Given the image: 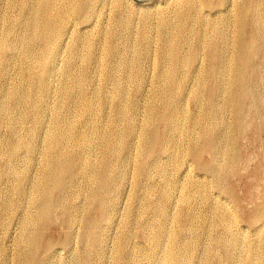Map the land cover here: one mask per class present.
<instances>
[{"label": "rangeland", "instance_id": "rangeland-1", "mask_svg": "<svg viewBox=\"0 0 264 264\" xmlns=\"http://www.w3.org/2000/svg\"><path fill=\"white\" fill-rule=\"evenodd\" d=\"M7 1L1 0V4L4 5L3 8L6 12L9 13V15L12 13V16L18 15L19 8L12 9V7H8L5 4ZM37 1L38 0H25L27 4L29 3L28 5L25 3V7L27 6V9H32L31 11L40 15L42 12L40 10V6H36ZM221 1L222 0H215L217 5H220ZM232 1L234 0H231L230 2ZM262 1L261 3H263V5L260 7L262 11H264V0ZM167 2L165 0H95V4L90 6V8L94 10L92 11L93 13H89L83 21L80 16L79 18L78 15L73 14L70 19L72 20L73 25L76 23L74 31L78 30L75 32V36L73 35L74 32L66 36L62 52L57 58V71L51 73L50 84L52 83L51 86H53V89L51 90L52 96H50L49 100L46 99L47 101L45 102V100H41L42 95L39 94V101L37 105L32 104L31 101L35 98V96H37L36 91L38 89L35 86L36 84H28V81H25L24 74L22 72L26 69L25 65H28V63L23 61L20 52H15L14 54V52L7 49H5V51L3 48H0V94H5L6 90L7 92H10L11 88L13 90L14 86H23L24 90H28L25 91L29 94L28 97L30 98L29 102L23 105H14L15 101L9 98L6 100L8 104H0V121H4L0 122V149H5L8 140L23 138L27 143L31 141L29 143L30 147L25 146L17 151V154H20L19 158L16 154V156L12 159L13 166L16 167L18 174H14L8 169L9 167L7 162L9 161V158L7 155L4 156L0 153V156H2L0 157V264H35L31 262L29 256L26 255L28 251V244H26L28 241L26 238L31 229H26L23 223L25 216L38 214L42 208L38 207L36 203L30 200V185L31 182L36 180L42 173L43 160L47 152L46 141L44 140H46L49 131L54 130L56 125L64 130L73 123L75 124L73 125L77 132H86L85 135L88 141V147L84 149V147H81L76 138H69L66 141L68 151L71 157H73L77 151H82V153H84L83 155H85L86 158L88 157V164L85 166L86 169L84 168L85 175L82 174V178L79 177L80 180H78V186H76L78 187V190L80 189V194L74 198V188L71 187L68 191L69 194L64 196V202L66 201L68 206H77L75 209L78 211L77 213L80 219L88 218L91 220L100 219V210L98 205L99 199L103 196L106 197V200L111 198L114 201L115 206H113V209L112 207L108 210L103 209L104 216H102L99 235L93 231L85 229L84 227L80 228L79 225H76L75 228L77 227L76 229L79 230L76 232L75 228H73L74 236H72L73 234L68 228L67 223L68 215L64 213L62 208L57 206V204H59L61 194L58 189L53 190L51 193V201L58 207V210L55 211L54 222L48 224L44 228L42 234V242L45 243L46 241H50L52 246L50 249L41 247L38 250V255L42 259V261L39 262L40 264H86L83 262L85 257H91L94 259L90 264H117V260L121 262V264H163L164 259L169 256L170 250L175 248L177 245L180 247L182 246L189 251L190 257L188 259V264H218L220 262L232 264L233 261H235V264H248L250 259L255 260L257 264H264V212L262 213V211H264V208H262L264 207V128L260 126L257 119L253 121L252 115L246 113V116L241 117L236 114L235 103L231 100L229 90L226 91V96L224 91L222 92L223 95L221 94L222 96L220 95L219 97L213 98L214 102H211L210 93L221 86V81L218 80L217 75L207 69V55L209 48L208 41L214 38L213 33L208 26L206 28H202V25L195 24L194 26H191L190 23H188V31L186 32L184 41L187 40L192 46H194L193 49L197 50L198 56L195 61H191L190 64L183 66L185 68H183L182 65L177 66L175 74L176 78L181 82L183 81L182 84L180 82L179 91L181 96L178 99L180 102L177 104L178 112H175L172 108L173 100L164 101L159 97L160 93L171 90V87L166 84L165 78H167V76L165 74L168 70H170L172 64L168 58L161 61L160 57L164 43L160 40L161 28L158 25V18L164 11V7H167ZM155 3H158V8L155 7ZM199 3L203 5L201 0H199ZM170 7H172V5ZM24 17L25 16H23V18ZM23 18V24H17L20 28L17 27V25L14 28V35H19V33L21 35L25 33L23 30L25 29L26 19ZM118 20L120 23L122 22L121 20H124L125 22L121 28L118 26ZM231 22L233 24L236 23V16ZM2 26L5 27L4 25ZM2 28H0V34L2 32ZM175 29L178 34L177 26H175ZM110 31L121 32L118 33L119 35L117 34V36L112 40V37L109 36ZM147 31L150 32L148 33ZM200 31L204 33L205 40L203 42H200L198 39ZM228 33L231 34V43L228 50L233 51L235 46L232 44H234L233 42L235 40L236 33L233 25L228 28ZM89 34L92 35L89 36ZM88 37H91L92 42H94L92 45V51L94 52L96 58L91 60L90 63L84 58L89 52L84 44V40ZM175 40L176 43H174V46L179 42L178 39L175 38ZM263 41L264 40L261 42ZM34 45L35 50L39 48L37 51L41 53V42L38 41L37 44L35 42ZM100 46L102 48H100ZM108 48L110 51H108ZM181 53L185 54L186 51H182ZM5 60H8V64ZM5 64L6 66H4ZM251 67H255V71L253 72L250 70L248 72V78L251 82L252 89L255 93L257 92L256 94L259 98L256 103V108L263 109L264 55L257 54L255 60L252 61ZM38 69L39 70L36 69L35 71H38L37 73H41V68L39 67ZM82 70H85L88 73L87 80H85ZM226 71H228V68L223 72ZM231 72L232 71L230 70L229 72H226V77H231L228 74H231ZM70 73H72V75ZM76 79L77 82H81L83 84L82 88L84 89L85 94L94 98L93 103H95L94 107H96L94 110L95 114L88 111H85L84 113L78 112L84 104H86L84 103L85 99H83L86 95L78 91L75 93V100L69 103L70 105L60 103L61 87L64 88L73 83H77ZM65 82L67 83L65 84ZM162 85H164L165 88ZM114 87H117L118 89ZM53 90L55 91V94ZM117 90H123L124 93H126L125 98L120 99L117 97ZM194 94H198L199 98L194 99ZM200 95L202 96L200 97ZM56 100L58 101L56 102ZM46 105H48V107ZM68 107L70 109H68ZM153 108L160 109V111L165 109L163 115H167L166 122L163 118L157 117L153 114ZM124 109L126 110L127 117L132 120L134 126L136 127V131L130 136L125 135L126 121L122 114H120V112H123ZM29 110H33V116H30V120L29 117L27 118L23 116V114H26V111ZM43 112H47V114ZM54 113L57 115L59 114V122H56L54 119ZM137 114L139 116H137ZM200 114L205 115L200 116ZM9 116H11V119ZM175 119H178L179 121L181 120L180 123L183 127L179 130L174 127L172 128L169 125ZM38 122H40V124H38ZM148 122L149 124H147ZM121 123L122 125H120ZM49 125L52 127H49ZM207 125L213 127V129L222 138L225 146L228 148V157L232 158V161L234 159L236 163L221 182L217 180V177L206 170V165L211 160V156L209 154H204L199 162H195L189 152L191 145L194 143L193 136L196 132L201 131ZM239 126H241L240 129ZM145 128L149 136L153 132L157 135V141L152 149L148 147L146 142H149V140L144 132L141 131ZM47 129L49 131H47ZM106 130H109L110 136L107 138H110V140L116 144L118 150L112 155L116 158L113 173L115 187L113 189L103 191L99 188L97 183L95 184L92 180H90L88 175L90 173L93 174L95 171L96 174L100 173V171H98L102 168L100 161L106 155V151L103 147V134ZM119 135L120 137H118ZM234 136L236 138L235 140H233ZM184 157L186 158L184 159ZM172 158L174 159L172 160ZM126 160L127 163L129 162L128 164L126 163ZM21 161H23V163H21ZM143 164L148 166L147 172H150V177L140 174L139 167ZM219 164L221 165L222 161H219ZM26 165H29V167ZM34 165L35 167H33ZM6 171L8 173H6ZM25 176L28 177L24 180L23 177ZM163 187H167L171 194L169 203L166 202L164 197H162L161 192ZM182 188H184L183 191H181ZM93 189L100 191V196H98V198L94 201L90 200V195ZM188 193L192 195V202H190L189 207L192 209L193 215L186 214V210L189 207L182 201V198H184V196ZM4 203L10 204H8L7 208H4L2 206ZM165 203L167 215H159V212L164 208ZM208 206H211L212 208L210 207L209 209ZM6 210L8 211L5 212ZM258 210L261 212V215H256L258 214ZM222 211L227 215H221ZM1 215L6 218L4 217L3 220ZM197 215L199 217H197ZM56 216L59 219H57ZM234 216L236 220L233 218ZM164 219L167 221L165 224V227L168 230L167 234L160 232L161 225L163 224L162 221H164ZM227 220H231L232 223L224 222ZM260 229L261 231H259ZM259 232L260 235L257 236ZM69 233H71V244H66V235ZM83 233H86L87 237L95 236L101 238V245L94 247L89 242L85 241L84 243V241L81 240V235ZM171 233L177 234L176 242L171 241ZM154 238H161V242L159 244L154 242ZM234 239L238 240L237 243L234 244L235 246L230 243ZM256 239L258 240L256 241ZM119 240H121L122 246L124 247L123 251H117L116 249V243ZM254 255L256 258H254ZM26 256L28 257V263L25 259ZM229 257L230 260L232 259L231 262L228 260ZM3 260L6 261L4 262Z\"/></svg>", "mask_w": 264, "mask_h": 264}, {"label": "bare ground", "instance_id": "bare-ground-1", "mask_svg": "<svg viewBox=\"0 0 264 264\" xmlns=\"http://www.w3.org/2000/svg\"><path fill=\"white\" fill-rule=\"evenodd\" d=\"M7 1V0H6ZM8 0L7 3H5L8 7L13 8H19V14L16 16L9 15V13L6 12V10L3 8L4 5L1 4L0 0V28H2L4 25L5 27L2 28V32L0 34V48L7 49L11 52H17L21 54V57L23 61L28 63L26 66V69L23 70L25 81H28V84H36V88L38 89L36 91V95L34 99L31 97L32 104L37 105L38 104V95H42V101L46 99L49 100L51 95V90L53 89L52 83L50 84V77L51 73L54 71H57V58L60 56V53L62 52L63 44L65 43V38L67 35L75 34V24L73 25L72 20L70 19L71 16L74 14L80 16L83 19H86L89 13L94 11L90 8L91 5L95 4V0H38L36 6H40V10L42 14H38L34 11H31L32 9H27L25 7V0ZM33 1V0H32ZM103 1V0H102ZM162 1V0H161ZM167 2V7H164V11L159 16V22L158 25L161 28V39L163 44L162 51H161V61L165 58H168L172 64V67L168 72L165 74L167 76L166 84L171 87V90L164 91L163 93L159 94V97L162 98L164 101H171L173 100L172 108L175 112H178V106L177 104L180 102L178 99L181 96L180 94V82L179 79L176 78V70L177 66L182 65H188L191 63V61H195L198 52L197 50L193 49L194 46L190 44L189 41L185 40L186 32L188 23H190L191 26H194L195 24L202 25V28H206L207 26L210 28V30L213 33L214 38L210 39L208 41V65L207 69L211 70L213 74L218 76V80L221 81V86L218 87L216 90H213L211 94V102L213 103V98L219 97L222 92L229 90L231 100L235 103V112L236 114L242 116H246V113L252 115L253 121L257 119L259 121L260 126L264 128V108L258 109L256 108V103L258 102V95L254 92L251 86V82L248 78V72L252 70L255 71V67H251L252 61L255 60L257 54H263L264 55V11L261 9V3L262 0H234L230 2L231 0H222L220 5H217L215 0H201V5L199 3V0H165ZM106 2V1H105ZM157 2V1H156ZM263 2V1H262ZM4 3V2H2ZM36 3V1H35ZM97 3V2H96ZM162 3V2H161ZM27 4V3H26ZM29 4V3H28ZM27 4V5H28ZM103 4V2H102ZM117 4V3H116ZM106 5V4H104ZM155 7H157L158 3H155ZM172 5V7H170ZM161 6V5H160ZM261 6V7H260ZM6 7V6H5ZM158 8V7H157ZM264 8V7H263ZM125 9V8H124ZM169 9V10H167ZM16 10V9H15ZM264 10V9H263ZM11 11V10H10ZM161 11V10H160ZM93 13V12H92ZM151 13V12H150ZM91 15V14H90ZM23 16L26 19L25 24V31L24 34L19 33V35H14L15 31L14 28L17 24L21 23L23 24L24 20H22ZM94 16V15H93ZM236 16V23L233 24L231 21ZM79 17V18H80ZM149 17V16H148ZM23 18V19H24ZM76 18V17H75ZM93 19V18H91ZM150 19V17H149ZM79 20V19H78ZM81 20V19H80ZM23 21V22H22ZM90 21V20H89ZM120 23L118 20V26L121 28L123 25L124 20H121ZM149 21V20H148ZM87 22V21H86ZM85 22V23H86ZM84 23V22H83ZM148 23V22H147ZM150 23V22H149ZM19 24V25H21ZM79 24V23H77ZM17 25V27H19ZM82 25V24H81ZM95 25V24H94ZM129 25V24H128ZM235 28V40L234 45L235 49L233 51L228 50L229 45L231 43V34L228 33V28L232 26ZM132 26V25H131ZM175 26H177L178 34L176 33ZM22 27V26H21ZM24 27V26H23ZM79 27V26H78ZM20 28V27H19ZM83 28V27H82ZM81 28V29H82ZM125 28V27H124ZM92 29V28H91ZM151 29V28H150ZM208 29V28H207ZM232 29V28H231ZM17 30V29H16ZM20 30V29H19ZM90 30V29H89ZM108 30V29H107ZM203 30V29H202ZM250 30V31H248ZM21 31V30H20ZM92 31V30H91ZM124 31V30H123ZM14 32V33H13ZM22 32V31H21ZM121 32V31H120ZM117 31H110L109 36L112 37L113 40L118 33ZM148 32V31H147ZM150 32V31H149ZM148 32V33H149ZM210 32V31H209ZM233 32V30H232ZM78 33V32H77ZM79 34V33H78ZM93 34V33H92ZM92 34H89L92 35ZM88 35V34H87ZM119 35V34H118ZM152 35V34H151ZM75 36V35H74ZM77 36V35H76ZM122 36V35H121ZM149 36V35H148ZM94 37V35H93ZM141 37V36H140ZM156 37V36H155ZM71 38V37H69ZM95 38V37H94ZM150 38V37H149ZM176 39L179 40V42L174 46V43H176ZM211 38V37H210ZM98 39V38H97ZM156 39V38H155ZM154 39V41H155ZM198 39L200 42H203L205 40L204 33L201 31L199 32ZM40 41L42 46V52H38L34 48V44L36 42ZM72 41V40H71ZM79 41V40H76ZM82 41V40H81ZM80 41V42H81ZM72 43V42H71ZM94 42H92V38L88 37L84 40V44L88 49V54L85 55V60L90 63L91 60L95 58V54L92 51V45ZM149 43V42H148ZM158 43V42H157ZM81 44V43H79ZM134 44V43H133ZM136 44V43H135ZM153 44V43H152ZM76 45V44H75ZM137 46V45H136ZM135 46V47H136ZM140 46V45H139ZM148 46V45H147ZM67 47V46H66ZM82 47V46H81ZM134 47V48H135ZM100 48H102L100 46ZM149 48V47H148ZM234 48V47H233ZM232 48V49H233ZM77 49V48H76ZM83 49V48H82ZM99 49V48H98ZM202 49V48H201ZM84 50V49H83ZM102 50V49H101ZM136 50V48H135ZM134 50V51H135ZM138 50V49H137ZM6 51V50H5ZM69 51V50H68ZM71 51V50H70ZM79 51V50H78ZM81 51V50H80ZM85 51V50H84ZM87 51V50H86ZM108 51L110 49L108 48ZM150 51V49H149ZM182 51H186L185 54L181 53ZM3 52V51H2ZM201 52V51H200ZM70 53V52H69ZM76 53V52H75ZM96 53V52H95ZM148 53V52H147ZM4 54V53H3ZM12 54V53H11ZM19 54V55H20ZM80 54V53H79ZM76 55V54H75ZM82 55V54H81ZM140 55V54H139ZM146 55V54H145ZM201 55V54H200ZM205 55V54H204ZM10 57V56H9ZM72 57V56H71ZM5 58V57H4ZM80 58V57H79ZM99 58V57H98ZM200 58V57H199ZM1 59V57H0ZM7 59V58H6ZM96 59V58H95ZM4 60V59H3ZM2 60V62H3ZM17 60V59H16ZM6 63L8 60H5ZM81 61V60H80ZM167 61V60H166ZM96 62V60H95ZM165 62V61H164ZM5 63V62H4ZM15 63V62H14ZM20 63V62H19ZM79 63V61H78ZM94 63V62H93ZM97 63V62H96ZM193 63V62H192ZM8 64V63H7ZM13 64V62H12ZM16 64V63H15ZM24 64V62H23ZM167 64V63H166ZM1 65V64H0ZM3 65V64H2ZM81 65V64H80ZM85 65V64H84ZM202 65V64H201ZM6 66V64L4 65ZM24 66V67H25ZM71 66V65H70ZM125 66V65H124ZM9 67V66H8ZM41 68V73H37L35 70H39L38 68ZM74 67V66H72ZM93 67V66H92ZM91 67V69H92ZM260 67V66H259ZM4 68V67H3ZM16 68V67H14ZM79 68V67H78ZM77 68V69H78ZM81 68V67H80ZM185 68V67H183ZM228 68V71L231 72L228 73L231 77H226L225 73L223 72L225 69ZM74 69V68H73ZM7 70V69H5ZM116 70V69H115ZM8 71V70H7ZM10 71V70H9ZM19 71V70H18ZM68 71V70H67ZM77 71V70H76ZM80 71V70H79ZM83 71V75L85 80L88 78V73L85 70ZM91 71V70H90ZM93 71V70H92ZM206 71V70H205ZM21 72V71H20ZM65 72V71H64ZM195 72V71H194ZM204 72V71H203ZM263 72V71H262ZM19 73V72H18ZM211 73V72H210ZM6 74V73H5ZM66 74V73H65ZM72 75V73H70ZM114 74V73H113ZM200 74V73H199ZM1 75V74H0ZM4 75V74H3ZM2 75V76H3ZM54 75V74H52ZM81 75V74H80ZM164 75V76H165ZM264 75V74H263ZM20 76V75H19ZM23 76V75H22ZM63 76V75H62ZM92 76V75H91ZM113 76V75H112ZM117 76V75H116ZM126 76V75H125ZM72 77V76H71ZM79 77V75H78ZM194 77V75H193ZM198 77V76H197ZM4 78V77H2ZM68 78V77H67ZM191 78V77H190ZM57 79V78H56ZM65 79V78H64ZM63 79V80H64ZM73 79V78H72ZM91 79V77H90ZM95 79V78H94ZM127 79V78H126ZM264 79V78H263ZM1 80V79H0ZM62 80V79H61ZM66 80V79H65ZM164 80V79H163ZM194 80V79H193ZM9 81V80H8ZM24 81V80H23ZM24 81V82H25ZM80 81V80H79ZM192 81V80H191ZM3 82V81H2ZM6 82V81H5ZM21 82V81H20ZM58 82V81H57ZM61 82V81H60ZM71 82V81H70ZM73 82V81H72ZM77 82V79H76ZM90 82V81H88ZM96 82V81H95ZM94 82V83H95ZM101 82V81H100ZM115 82V81H114ZM117 82V81H116ZM189 82V81H188ZM195 82V81H194ZM199 82V81H198ZM201 82V81H200ZM67 82H65L66 84ZM102 83V82H101ZM112 83V82H111ZM118 83V82H117ZM183 81L181 82V84ZM193 83V82H192ZM203 83V82H202ZM13 84V83H12ZM20 84V83H19ZM38 84V85H37ZM69 84V83H68ZM85 84V83H84ZM91 84V83H90ZM93 84V83H92ZM108 84V83H107ZM194 84V83H193ZM5 85V84H4ZM23 85V84H22ZM63 85V84H62ZM82 83L77 82L69 85L68 87H61L60 89V103L61 104H69L75 100V93L76 91L81 92L85 94L84 89L82 88ZM120 85V83H119ZM118 85V86H119ZM187 85V84H186ZM196 85V84H195ZM220 85V84H219ZM7 86V85H6ZM10 86V85H9ZM30 86V85H29ZM60 86V85H59ZM58 86V87H59ZM89 86V85H88ZM100 86V85H99ZM122 86V85H121ZM126 86V85H125ZM164 88L165 86L162 85ZM190 86V85H189ZM255 86V85H254ZM26 87V86H25ZM199 87V86H197ZM201 87V86H200ZM6 88V87H5ZM35 88V90H36ZM117 88V87H114ZM195 88V87H194ZM9 89V88H8ZM58 89V88H57ZM56 89V90H57ZM118 89V88H117ZM125 89V88H124ZM128 89V88H127ZM162 89V88H161ZM1 90V89H0ZM12 90V88H11ZM10 92H7L5 94H0V104L7 103V98L13 99L15 101L14 105H23L29 102V97L27 92L24 90L23 86H14L13 90ZM30 90V89H29ZM96 90V89H94ZM190 90V89H189ZM28 91V90H27ZM54 91V90H53ZM98 91V90H97ZM114 91V90H113ZM188 91V90H187ZM202 91V90H201ZM4 92V91H3ZM33 92V91H32ZM99 92V91H98ZM29 93V92H28ZM34 93V92H33ZM80 93V94H81ZM107 93V92H106ZM109 93V92H108ZM35 94V93H34ZM55 94V91H54ZM92 94V93H91ZM94 94V92H93ZM98 94V93H97ZM126 93H124L123 90H117L116 96L120 99L125 98ZM189 94V93H188ZM187 94V95H188ZM57 95V94H56ZM86 95V94H85ZM89 95V94H88ZM96 95V94H95ZM190 95V94H189ZM223 95V94H222ZM221 95V96H222ZM31 96V95H30ZM33 96V95H32ZM55 96V95H54ZM82 96V95H80ZM84 96V95H83ZM97 96V95H96ZM202 95H200L201 97ZM264 96V95H263ZM99 97V96H98ZM106 97V96H105ZM228 97V96H227ZM229 97V98H230ZM54 98V97H53ZM96 98V97H95ZM159 98V99H160ZM199 95L194 94V99H198ZM56 99V98H55ZM79 99V98H78ZM85 99L86 104L78 111V112H92L94 113V110L96 107H94L93 100L94 98L90 95L86 97H83ZM100 99V98H99ZM141 99V98H139ZM149 99V98H148ZM147 99V100H148ZM221 99V98H220ZM219 99V100H220ZM40 100V101H41ZM59 100V99H58ZM56 100V102L58 101ZM98 100V99H97ZM152 100V99H151ZM55 101V100H54ZM100 101V100H99ZM130 101V100H129ZM9 102V100H8ZM76 102V101H75ZM95 102V101H94ZM138 102V100H137ZM151 102V101H150ZM160 102V101H159ZM200 102V101H199ZM230 102V101H229ZM10 103V102H9ZM42 103V102H41ZM40 103V104H41ZM110 103V102H109ZM121 103V102H120ZM134 103V102H133ZM154 103V102H153ZM169 103V102H168ZM8 104V103H7ZM45 104V103H44ZM43 104V105H44ZM48 104V103H47ZM122 104V103H121ZM202 104V103H201ZM10 105V104H9ZM56 105V104H55ZM70 105V104H69ZM77 105V104H75ZM74 105V106H75ZM81 105V104H80ZM111 105V104H110ZM168 105V104H167ZM2 106V105H1ZM5 106V105H4ZM13 106V105H12ZM48 107V105H46ZM78 106V105H77ZM98 106V105H97ZM123 106V105H122ZM200 106V105H199ZM229 106V104H228ZM9 107V106H8ZM11 107V106H10ZM23 107V106H22ZM34 107V106H33ZM38 107V106H37ZM45 107V106H44ZM79 107V106H78ZM111 107V106H110ZM124 107V106H123ZM133 107V106H132ZM138 107V106H137ZM155 107V106H154ZM202 107V106H201ZM210 107V106H209ZM15 108V107H14ZM31 108V107H29ZM150 108V107H148ZM156 108V107H155ZM4 109V108H3ZM13 109V107H12ZM18 109V108H17ZM27 109V108H25ZM50 109V108H49ZM56 109V108H55ZM68 109H70L68 107ZM139 109V108H138ZM151 109V108H150ZM154 109V108H153ZM167 109V108H166ZM200 109V107H199ZM2 110V109H1ZM9 110V108H8ZM14 110V109H13ZM24 110V109H23ZM43 110V109H42ZM48 110V108H47ZM122 110V109H121ZM210 110V108H209ZM213 110V108H212ZM25 111V110H24ZM33 111V110H32ZM32 111H26V114H23L25 117H29L32 115ZM54 111V110H52ZM74 111V110H73ZM98 111V110H97ZM129 111V110H128ZM136 111V110H135ZM138 111V110H137ZM151 111V110H150ZM165 109L160 111V109H154L153 114L157 117H161L166 122V114L163 115ZM171 111V110H170ZM197 111V110H196ZM200 111V110H199ZM202 111V110H201ZM4 112V111H2ZM9 112V111H8ZM12 112V111H10ZM17 112V111H16ZM19 112V111H18ZM41 112V111H40ZM51 112V111H50ZM56 112V111H55ZM62 112V111H61ZM76 112V111H75ZM87 112V113H88ZM124 112V113H123ZM123 112H120L122 116L124 117L126 121V130L125 135L130 136L132 133L136 131V127L134 126L132 120L127 117L126 110L124 109ZM146 112V111H145ZM198 112V111H197ZM203 112V111H202ZM209 112V111H208ZM228 112V111H227ZM24 113V112H23ZM45 113V112H43ZM49 113V112H48ZM98 113V112H97ZM141 113V112H140ZM6 114V113H5ZM14 114V113H13ZM42 114V113H40ZM47 114V112L45 113ZM55 114V113H54ZM73 114V113H72ZM95 114V113H94ZM100 114V113H99ZM16 115V114H15ZM22 115V114H20ZM53 115V114H52ZM146 115V114H144ZM149 115V113H148ZM205 115V114H200ZM209 115V114H208ZM211 115V114H210ZM5 116V115H4ZM7 116V115H6ZM12 116V115H11ZM11 116L10 119H11ZM68 116V114H67ZM84 116V115H83ZM90 116V115H89ZM106 116V115H105ZM129 116V115H128ZM137 116H139L137 114ZM1 117V115H0ZM8 117V116H7ZM6 117V118H7ZM19 117V116H17ZM40 117V116H39ZM38 117V118H39ZM65 117V116H64ZM121 117V116H120ZM148 117V116H147ZM198 117V116H197ZM236 117V116H235ZM4 118V117H2ZM23 118V117H22ZM34 118V117H33ZM37 118V119H38ZM70 118V117H69ZM138 118V117H137ZM150 118V117H149ZM179 118V117H178ZM237 118V117H236ZM9 119V118H7ZM18 119V118H17ZM54 119L56 122L60 121L59 114L54 115ZM89 119V118H88ZM97 119V118H96ZM193 119V118H192ZM216 119V118H215ZM214 119V120H215ZM245 119V118H244ZM23 120V119H20ZM64 120V119H63ZM77 120V119H76ZM92 120V119H91ZM123 120V119H122ZM139 120V119H137ZM147 120V119H145ZM207 120V119H206ZM239 120V119H238ZM3 121V120H1ZM0 121V122H1ZM15 121V119H14ZM25 121V120H24ZM27 121V120H26ZM35 121V120H34ZM49 121V120H48ZM52 121V120H51ZM94 121V120H93ZM143 121V119H142ZM181 121V120H180ZM178 119H175L173 122H171L169 125L170 127H174L176 129H181V123ZM193 121V120H191ZM4 122V121H3ZM11 122V121H10ZM31 122V121H30ZM36 122V121H35ZM55 122V121H54ZM55 122V123H56ZM67 122V121H66ZM75 122V121H74ZM97 122V121H96ZM95 122V123H96ZM120 122V121H119ZM144 122V121H143ZM195 122V121H193ZM215 122V121H213ZM6 123V122H5ZM4 123V124H5ZM21 123V122H20ZM27 123V122H25ZM24 123V124H25ZM151 123V122H150ZM183 123V122H182ZM197 123V122H196ZM201 123V122H200ZM204 123V122H203ZM217 123V122H216ZM3 124V123H2ZM11 124V123H10ZM14 124V123H13ZM17 124V123H15ZM40 124V122H38ZM65 124V123H64ZM69 124V123H68ZM74 124V123H73ZM73 124H70L67 129H62L58 125L55 126L54 130H48L49 133L47 135L46 140V155L43 160V170L41 175L31 182V198L30 200L38 205V207H41V211L38 214L35 215H28L24 218V227L26 229H31L27 235V241L28 243V251L26 255L29 256V259L31 262L38 264L42 261V259L38 255V250L41 247H44L46 249H50L52 246V243L50 241H46L45 243L42 242V234L44 228L48 225L54 222V215L55 211L58 210L57 208L60 207L63 209L64 213L68 215L67 223L68 228L71 230V233L73 234V228H75L76 225H79L80 228L84 227L85 229H88L90 231H93L94 233L99 235V231L101 228L102 223V216H104L103 209L108 210L109 208L114 205V201L109 198V200H106L105 196H103L101 199H99V210H100V219L97 220H91L88 218H79L78 217V211H76L75 207L70 205L68 206V203L64 202V196L66 194H69V188H74V198L80 194L78 190V180L79 177H81L82 174L85 175V166L88 164V160L83 155L82 151H77L73 157L70 156V153L68 151L66 141L69 138H76L78 142L80 143L81 147L84 149L88 147V141L86 138V135L83 131L77 132L75 130V127ZM145 124V123H144ZM149 124V122L147 123ZM195 124V123H194ZM198 124V123H197ZM22 125V124H21ZM20 125V126H21ZM35 125V124H34ZM102 125V124H101ZM122 125V123L120 124ZM168 125V123H167ZM185 125V124H184ZM199 125V124H198ZM211 125V124H210ZM89 126V125H88ZM91 126V125H90ZM119 126V125H118ZM147 126V125H146ZM188 126V125H187ZM195 126V125H194ZM200 126V125H199ZM8 127V126H7ZM16 127V126H15ZM30 127V126H29ZM41 127V126H40ZM49 127H52L49 125ZM144 127V126H143ZM13 128V127H10ZM21 128V127H20ZM88 128V127H87ZM140 128V127H139ZM198 128V127H197ZM241 126H239V129ZM16 129V128H14ZM38 129V128H37ZM42 129V128H41ZM51 129V128H50ZM81 129V128H80ZM93 129V128H91ZM184 129V128H183ZM182 129V130H183ZM196 129V128H195ZM9 130V129H8ZM36 130V129H35ZM83 130V129H82ZM88 130V129H86ZM103 130V129H101ZM249 130V129H248ZM11 131V130H10ZM14 131V130H13ZM12 131V132H13ZM26 131V130H25ZM33 131V130H31ZM29 131V132H31ZM37 131V130H36ZM85 131V130H84ZM96 131V130H94ZM111 131V130H110ZM141 131L144 132L149 142H146L148 144L149 148H153L154 144L157 141V135L155 132L149 134L145 129H142ZM192 131V129H191ZM239 131V130H238ZM15 132V131H14ZM18 132V131H17ZM16 132V133H17ZM35 132V131H34ZM38 132V131H37ZM97 132V131H96ZM185 132V131H184ZM90 133V132H89ZM93 133V131H92ZM98 133V132H97ZM100 133V132H99ZM123 133V132H122ZM193 133V132H192ZM195 133V132H194ZM14 134V133H13ZM19 134V133H18ZM26 134V133H25ZM91 134V133H90ZM121 134V133H120ZM136 134V133H135ZM99 135V134H98ZM96 135V136H98ZM111 135V134H110ZM194 135V134H193ZM27 136V135H24ZM88 136V135H87ZM95 136V137H96ZM109 136V130H106L103 134V147L106 151V155L102 158L100 161L101 163V169L99 174H96V171L92 174L90 173L88 176L90 180H92L95 184L97 183L99 188H101L103 191L107 189H113L115 187L114 185V179H113V173H114V166H115V157L112 156L114 152H117L118 148L114 142L110 140V138H107ZM123 136V135H121ZM137 136V135H136ZM143 136V135H142ZM141 136V137H142ZM3 137V136H2ZM45 137V136H44ZM89 137V136H88ZM93 137V136H92ZM94 137V138H95ZM110 137V136H109ZM120 137V135L118 136ZM135 137V136H134ZM139 137V136H138ZM194 137V143L191 145L189 152L191 153L193 159L195 162H199L201 157L204 154H209L211 156L210 162L206 165V170L213 174L215 177H217V180L221 182L226 174L229 173L231 168L234 167L235 160L228 157V148L225 146L222 138L218 135V133L213 129V127L207 125L205 126L201 131L196 132ZM31 138V137H30ZM34 138V137H32ZM91 138V137H90ZM101 138V137H100ZM123 138V137H122ZM144 138V137H143ZM191 138V137H190ZM40 139V138H39ZM136 139V138H135ZM134 139V140H135ZM139 139V138H137ZM235 136L233 140H235ZM7 140V139H6ZM27 140V139H26ZM90 140V139H89ZM98 140V139H97ZM100 140V139H99ZM29 141V140H28ZM37 141V140H36ZM94 141V140H93ZM141 141V140H140ZM171 141V140H170ZM5 142V141H4ZM31 142V141H30ZM29 142V143H30ZM39 142V141H38ZM123 142V141H122ZM6 143V142H5ZM29 143H27L23 138H18L14 140H8L6 143L5 149H0V153L4 156L7 155L9 158L7 164L8 169L13 172L14 174L17 173L16 167L13 166L12 159L16 156L17 151L20 148H24L25 146L30 147ZM134 143V142H133ZM132 143V144H133ZM3 144V142H2ZM33 144V143H32ZM101 144V143H100ZM39 145V144H38ZM69 145V144H68ZM130 145V144H129ZM168 145V144H167ZM35 146V145H34ZM91 146V145H90ZM133 146V145H132ZM1 148V147H0ZM34 148V147H33ZM39 148V147H36ZM41 148V147H40ZM100 148V147H99ZM172 148V147H171ZM167 149V147H166ZM87 150V149H86ZM85 150V151H86ZM173 150V149H172ZM24 151V150H23ZM43 151V150H42ZM84 151V150H83ZM90 151V150H89ZM29 152V151H28ZM34 152V151H33ZM94 152V151H93ZM167 152V151H166ZM42 153V152H41ZM45 153V152H44ZM69 153V154H68ZM24 155V153L22 152ZM21 154V155H22ZM26 154V153H25ZM96 154V153H95ZM173 154V153H172ZM20 155V154H19ZM19 155L17 154L18 158ZM38 155V153H37ZM44 155V154H43ZM90 155V153H89ZM121 155V154H120ZM171 155V154H170ZM177 155V154H176ZM117 156V155H116ZM184 156V155H183ZM2 157V156H0ZM38 157V156H37ZM36 157V158H37ZM30 158V157H29ZM94 158V157H93ZM127 158V157H124ZM186 157H184L185 159ZM33 159V158H32ZM174 158H172L173 160ZM20 160V159H19ZM28 160V159H27ZM92 160V159H91ZM96 160V159H95ZM16 161V160H15ZM30 161V160H29ZM38 161V160H36ZM125 161V160H124ZM219 161H222V164H219ZM232 161V162H231ZM264 161V159H263ZM174 162V161H173ZM23 163V161H21ZM127 163V160H126ZM129 163V162H128ZM127 163V164H128ZM131 163V162H130ZM190 163V162H189ZM37 164V163H36ZM125 164V163H123ZM187 164V163H186ZM19 165V164H18ZM24 165V164H22ZM21 165V166H22ZM16 166V165H15ZM29 167V165H26ZM18 167V166H17ZM23 167V166H22ZM35 167V165L33 166ZM126 167V166H125ZM20 168V167H19ZM24 168V167H23ZM85 168V169H84ZM127 168V167H126ZM245 168V167H244ZM34 169V168H33ZM125 169V168H124ZM5 170V169H4ZM7 170V169H6ZM148 166L147 165H141L139 167V172L141 175H146L147 177L150 175V172H147ZM161 170V169H160ZM187 170V169H186ZM28 172V171H27ZM6 173H8L6 171ZM30 173V172H29ZM33 173V172H32ZM31 173V174H32ZM161 173V171H160ZM165 173V172H164ZM184 173V172H183ZM13 174V175H14ZM18 174V173H17ZM87 174V173H86ZM124 174V173H123ZM163 174V173H162ZM7 175V174H6ZM37 175V174H36ZM122 175V174H120ZM126 175V174H125ZM153 175V173H152ZM151 175V177H152ZM161 175V174H160ZM33 176V175H31ZM30 176V177H31ZM187 176V175H186ZM17 177V176H15ZM28 176L23 177L24 180L27 179ZM29 177V178H30ZM36 177V176H35ZM125 177V176H124ZM150 177V176H149ZM168 177V175H167ZM188 177V176H187ZM186 177V179H187ZM82 178V177H81ZM166 178V177H165ZM88 179V178H87ZM169 179V178H168ZM23 180V179H22ZM120 180V179H119ZM122 180V179H121ZM189 180V179H188ZM17 181V180H16ZM13 182V181H12ZM122 182V181H121ZM170 183V182H169ZM189 184V183H188ZM26 185V184H25ZM9 186V185H8ZM29 187V186H28ZM184 187V186H183ZM186 187V186H185ZM77 188V189H76ZM58 189L61 197L59 199V204L55 206V204L51 201V193L53 190ZM192 189V188H191ZM72 190V189H71ZM184 188H182L181 191H183ZM109 191V190H108ZM150 191V190H149ZM148 191V192H149ZM187 191V190H186ZM1 192V191H0ZM99 190L92 191L90 195V200L94 201L98 198ZM194 192V191H193ZM203 192V191H202ZM113 193V192H112ZM180 193V192H179ZM192 193V192H191ZM82 194V193H81ZM162 197L166 199V202L169 203L171 194L167 187L162 188ZM193 194V193H192ZM197 194V193H196ZM202 194V193H201ZM200 195V194H198ZM211 195V194H210ZM1 196V195H0ZM3 196V194H2ZM17 196V195H16ZM19 196V195H18ZM60 196V195H59ZM83 196V195H82ZM183 196V195H182ZM209 196V195H208ZM13 197V196H12ZM28 197V196H27ZM154 197V196H153ZM213 197V196H212ZM216 197V196H215ZM20 198V197H19ZM73 198V197H72ZM182 198V197H181ZM180 198V199H181ZM10 199V198H9ZM8 199V200H9ZM79 199V198H78ZM161 199V198H160ZM195 199V198H194ZM1 200V199H0ZM192 200L191 194H186L184 198H182V201L184 204H186L189 207V204ZM197 200V199H196ZM28 201V200H27ZM77 201V200H76ZM161 201V200H160ZM181 201V200H180ZM213 201V200H212ZM21 202V201H20ZM73 202V201H72ZM198 202V201H197ZM6 203V202H5ZM2 204L4 208H7L8 204ZM14 203V202H13ZM12 203V204H13ZM19 203V202H18ZM26 203V202H25ZM83 203V202H82ZM194 203V202H193ZM28 204V203H27ZM196 204V203H195ZM1 205V203H0ZM30 205V204H29ZM81 205V204H80ZM164 208L160 210L159 215H167L166 209ZM201 205V203H200ZM32 206V205H31ZM174 206V205H173ZM13 207V206H12ZM85 207V206H84ZM196 207V206H195ZM209 207V206H208ZM211 207V206H210ZM209 207V209H210ZM9 208V207H8ZM11 208V207H10ZM79 208V207H78ZM173 208V207H172ZM212 208V207H211ZM264 208V207H262ZM13 209V208H12ZM27 209V208H26ZM6 210L5 212H7ZM28 211V210H27ZM81 211V210H80ZM168 211V210H167ZM208 211V210H207ZM4 212V211H3ZM11 212V211H10ZM196 212V211H194ZM264 211H262L263 213ZM214 213V212H213ZM261 212L258 210V214L261 215ZM7 214V213H6ZM187 215H193L192 209L190 207L186 210ZM195 214V213H194ZM212 214V213H211ZM215 214V213H214ZM13 215V214H12ZM81 215V214H80ZM221 215H227L225 212L222 211ZM7 216V215H6ZM209 216V215H208ZM2 217V215H1ZM5 216L2 217V219ZM169 217V216H168ZM197 217H199L197 215ZM257 217V216H256ZM6 218V217H5ZM20 218V217H19ZM23 218V217H22ZM57 218V216H56ZM235 218V216L233 217ZM59 219V218H57ZM4 220V219H3ZM17 220V219H16ZM193 220V219H192ZM195 220V219H194ZM209 220V218H208ZM236 220V218H235ZM234 220V222H235ZM7 221V220H5ZM18 221V220H17ZM58 221V220H57ZM64 222V221H63ZM163 224L161 225L160 232L163 234H167L168 230L165 227V224L167 223L166 219L162 221ZM194 222V221H193ZM192 222V223H193ZM209 222V221H208ZM224 222L232 223V221L227 220ZM233 222V223H234ZM237 222V221H236ZM4 223V222H3ZM7 223V222H6ZM8 224V223H7ZM237 224V223H235ZM239 224V223H238ZM234 225V224H233ZM232 225V226H233ZM15 226V225H14ZM20 226V225H19ZM18 227V226H17ZM230 227V226H229ZM3 228V227H2ZM77 228V227H76ZM76 230V232L79 230ZM228 228V227H227ZM23 229V228H22ZM207 230V229H206ZM258 230V229H257ZM8 231V230H7ZM23 231V230H22ZM26 231V230H25ZM261 231V229L259 230ZM92 232V233H93ZM258 232V231H257ZM23 233V232H22ZM71 233L66 235V244H71ZM25 234V233H24ZM78 234V233H77ZM231 234V232H230ZM235 234V233H234ZM260 235L257 234V236ZM230 236V235H229ZM234 236V235H233ZM232 236V237H233ZM264 236V235H263ZM21 237V236H20ZM240 237V235H239ZM229 238V237H228ZM235 238V237H233ZM260 238V236H259ZM258 238V239H259ZM171 241L176 242L177 234L171 233L170 236ZM256 239V241L258 240ZM21 240V239H20ZM81 240L86 242H89L92 246H99L101 245V238L95 237V236H86V233H83L81 235ZM154 242L160 243L161 238H154ZM184 241V240H183ZM238 240H233L231 245H234L237 243ZM255 241V242H256ZM73 242V241H72ZM179 242V240H178ZM229 243V242H228ZM186 244V243H185ZM23 245V244H22ZM184 245V244H183ZM257 245V244H256ZM178 246V245H177ZM175 246V248H172L169 252V256L166 257L163 261V264H188L189 263V251L185 249L184 247ZM235 246V245H234ZM193 247V246H192ZM256 247V246H255ZM25 248V247H24ZM23 248V250H24ZM123 246L121 240L117 241L116 243V249L117 251H123ZM234 248V247H232ZM237 248V247H235ZM250 248V247H249ZM95 249V248H94ZM97 249V248H96ZM105 249V248H104ZM256 249V248H255ZM57 250V249H56ZM239 250V249H238ZM254 250V249H253ZM257 250V249H256ZM239 252V251H238ZM1 253V252H0ZM117 254V253H116ZM115 254V255H116ZM238 254V253H237ZM74 255V254H73ZM72 255V256H73ZM118 255V254H117ZM52 256V255H51ZM193 256V255H192ZM4 257V256H2ZM1 257V258H2ZM55 257V256H54ZM53 257V258H54ZM75 257V256H74ZM77 258V256H76ZM79 258V257H78ZM115 258V256H114ZM235 258V257H234ZM254 258L255 255H254ZM259 258V257H258ZM257 258V259H258ZM27 263H28V257H25ZM46 259V258H44ZM56 259V258H55ZM98 259V258H97ZM240 259V258H239ZM262 259V258H260ZM49 260V259H48ZM74 260V259H73ZM72 260V261H73ZM78 260V259H76ZM94 259L91 257L83 259V262L86 264L92 263ZM199 260V259H198ZM201 260V259H200ZM228 260L231 262L230 257ZM4 262L6 260H3ZM24 261V260H23ZM47 261V260H46ZM60 261V260H59ZM261 261V260H260ZM259 261V262H260ZM2 262V261H1ZM58 262V261H57ZM76 262V261H75ZM140 262V261H139ZM24 263V262H22ZM44 263V262H43ZM72 263V262H71ZM78 263V262H77ZM200 263V262H199ZM238 263V262H237ZM261 263V262H260ZM26 264V263H25ZM40 264V263H39ZM117 264H121L117 260ZM218 264H230L225 262H220ZM232 264H235V261L232 262ZM248 264H257L255 260L250 259L248 261Z\"/></svg>", "mask_w": 264, "mask_h": 264}]
</instances>
